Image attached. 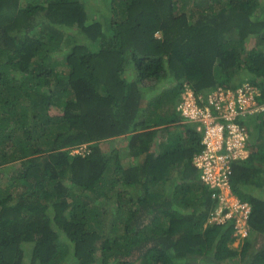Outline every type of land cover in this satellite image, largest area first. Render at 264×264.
I'll return each instance as SVG.
<instances>
[{
  "label": "trees",
  "instance_id": "obj_1",
  "mask_svg": "<svg viewBox=\"0 0 264 264\" xmlns=\"http://www.w3.org/2000/svg\"><path fill=\"white\" fill-rule=\"evenodd\" d=\"M92 3L0 0V264H264V111L237 117L239 249L233 223L209 221L203 131L176 106L185 84L250 82L264 102L260 0Z\"/></svg>",
  "mask_w": 264,
  "mask_h": 264
},
{
  "label": "built area",
  "instance_id": "obj_2",
  "mask_svg": "<svg viewBox=\"0 0 264 264\" xmlns=\"http://www.w3.org/2000/svg\"><path fill=\"white\" fill-rule=\"evenodd\" d=\"M260 94L261 90L249 82L235 89L217 86L197 93L187 86L177 105V110L203 131V149L194 156V162L201 170V182L216 189L212 196L217 206L209 221L231 222L237 235L243 237L248 234L251 206L232 192L231 174L233 162L249 155V132L237 117L264 111Z\"/></svg>",
  "mask_w": 264,
  "mask_h": 264
},
{
  "label": "rangeland",
  "instance_id": "obj_3",
  "mask_svg": "<svg viewBox=\"0 0 264 264\" xmlns=\"http://www.w3.org/2000/svg\"><path fill=\"white\" fill-rule=\"evenodd\" d=\"M104 1V0H103ZM94 2H97V4L99 5V7L100 8H102V6H104L103 5V3H102V0H93V3ZM93 3L91 4L92 5V7H94V5H93ZM102 3V4H101ZM260 3H261V6H260V15H262L263 17H264V14H262L263 12H264V0H260ZM260 43H259V41H258V38H256V37H254V36H251L250 38H248L247 39V41H246V47H247V49H252L253 47H255V46H258ZM62 57V55H60V54H58V59H60ZM59 65V64H58ZM58 68L60 69V71L62 72L63 71V68H62V66L60 65V66H58ZM133 62L131 61L129 64H128V67H126V76H131L132 75V73L134 72V70H133ZM251 75L249 74V72L248 71H243L242 72V75H239V77L240 78H248V77H250ZM153 84V83H152ZM178 83H176V84H174V85H172L171 86V88L172 87H174L175 85H177ZM185 85H188V84H185ZM179 86L177 85V88H178ZM59 111H58V109H51V113L52 114H55V113H58ZM168 141H169V139H167ZM167 142V141H166ZM170 142V141H169ZM111 141H104L103 143H102V146H103V148L104 149H109V147L111 146ZM116 144H118V145H121V144H123V142L121 141V138H117V140H116ZM237 233H238V231H236L235 232V235H237ZM243 238V236L242 235H237V238H236V240L233 242V244H232V246L233 247H238L239 249H241V247L243 246V244H244V239H242ZM249 238H251L252 240H254V242L256 241V238L255 237H249ZM113 262V261H112ZM72 263V260H71V258H68V261L66 262V263H64V264H71ZM228 264H231L230 263V261H228L227 262Z\"/></svg>",
  "mask_w": 264,
  "mask_h": 264
},
{
  "label": "clouds",
  "instance_id": "obj_4",
  "mask_svg": "<svg viewBox=\"0 0 264 264\" xmlns=\"http://www.w3.org/2000/svg\"><path fill=\"white\" fill-rule=\"evenodd\" d=\"M154 84V82L153 81H146V82H144L143 84H141V86L144 88L145 86H147V85H149V87L151 88L152 87V85ZM250 83V82H249ZM252 84V83H251ZM253 85V84H252ZM187 86H189V85H185V88L187 87ZM256 86V85H255ZM190 87V86H189ZM258 87V86H257ZM191 88V87H190ZM259 88V87H258ZM192 89V88H191ZM260 89V88H259ZM185 90V89H184ZM183 90V91H184ZM183 91L181 92V93H183ZM181 93H180V97H181ZM180 100V99H179ZM179 100H178V102H179ZM178 102H177V104H176V106L178 105ZM248 132H249V130H248ZM250 132H249V138H248V143H247V147H248V150H249V155H250V152H251V150H250V147H249V145H250ZM86 148H87V144H82V145H80V146H76V148H74V149H72V153H84V151L86 150ZM248 155V156H249ZM247 156V157H248ZM246 157V158H247ZM245 159V158H244ZM231 190H232V187H231ZM232 192H233V190H232ZM234 193V192H233ZM238 197V196H237ZM239 198V197H238Z\"/></svg>",
  "mask_w": 264,
  "mask_h": 264
}]
</instances>
